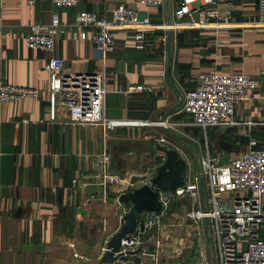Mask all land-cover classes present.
Segmentation results:
<instances>
[{
  "label": "crops",
  "instance_id": "1",
  "mask_svg": "<svg viewBox=\"0 0 264 264\" xmlns=\"http://www.w3.org/2000/svg\"><path fill=\"white\" fill-rule=\"evenodd\" d=\"M217 1L219 13H229L245 27L184 29L187 45L177 46L176 38L171 40L167 73L166 45L164 53L160 41L167 31L148 34L156 44L145 51L133 49L130 32H118L114 51L103 59L89 41L91 32L86 30L87 38L81 40L73 22L83 12L109 19L112 9L125 5L139 18L161 26L177 22L174 0H165L162 8H144L137 0H79L73 8H54L51 0H35L31 6L28 0H0V81L42 91L47 84L44 64L55 56L64 61L65 73L105 71L106 118L169 126L190 123L182 112L183 102L174 107L201 76L241 74L260 83L250 99L237 106L233 125L218 129L237 147L223 154L233 157L250 138L264 146V17L261 21L258 0ZM53 13L63 29L56 35L54 52L28 49L24 44L28 28L49 26ZM177 65L188 69L179 71ZM132 86L151 92L124 93ZM197 129L123 127L105 136L101 127L68 123L63 112L52 121L44 98L0 103V264H98L123 208H116L113 193L103 199L102 189L92 184V158L105 151L111 171L134 180L148 163L160 162L164 149L154 138L166 136L192 153L191 146L201 143ZM203 141L207 143L205 135ZM124 260L139 262L132 254Z\"/></svg>",
  "mask_w": 264,
  "mask_h": 264
},
{
  "label": "built area",
  "instance_id": "2",
  "mask_svg": "<svg viewBox=\"0 0 264 264\" xmlns=\"http://www.w3.org/2000/svg\"><path fill=\"white\" fill-rule=\"evenodd\" d=\"M35 0H28L33 5ZM79 0H51L54 8H73ZM144 8H162L165 0H137ZM260 20L264 17V0H258ZM173 16L177 22L153 25L149 18H139L135 10L125 5L111 10L110 18L99 17L91 12L77 14L73 27L78 28L80 39L87 38L104 59L114 51V36L118 32H130L132 47L145 51L155 46L154 39L148 34L154 31H171L173 40L184 29L220 30L244 28L229 13L221 14L217 0H174ZM194 17L198 18L194 22ZM2 23L0 21V30ZM63 30L58 15L52 14L51 24L47 27L30 26L24 39L30 50L53 53L56 35ZM87 30V31H86ZM165 53L166 37L160 38ZM64 61L51 56L44 64L47 84L44 90L13 86L0 81V103H13L24 99L35 102L43 98L48 102L50 119L54 121L58 112H63L68 123L101 127L105 136L108 132L123 127H175L192 126L204 132L208 128L226 129L233 125L232 118L238 105L250 99L259 87V80L245 75H221L211 72L200 77L197 85L184 93L182 112L191 119L189 124L178 122L167 126L156 121H121L106 118L104 105L106 98V73L104 70L93 74H69L63 72ZM264 75V74H263ZM164 77V73L161 74ZM151 92L143 86L129 87L124 93ZM25 123V122H24ZM27 123V122H26ZM156 145L164 150L175 151L186 170L184 188L175 194L157 190L152 184L156 169L165 161L148 163L143 170L131 177L121 178L111 171V158L104 151L92 158V184L99 186L105 199L108 193L115 195L116 208H123L118 215L117 232L123 224V216L128 206L118 203L121 194L142 186L157 191L161 212L159 215L143 212L132 234L123 238L116 259L111 264H125L124 258L130 254L138 257V264H264V146L253 138L247 146L233 157L223 153H211L207 143L199 153L188 152L183 145L166 136L154 138ZM198 161L199 172L196 171ZM204 180V199L199 193V175ZM76 181L72 182L75 186ZM187 199L177 212H170L171 205ZM170 217L178 229L190 228L196 261L184 259L162 260L157 253L147 255L145 249L147 236L159 230L163 221ZM207 221V233L205 224ZM206 236L210 238L209 245ZM107 243V242H106ZM156 241V247H159ZM106 248L101 249V254ZM73 256L78 258V254ZM81 258V257H79ZM85 260V258H81ZM87 260V259H86Z\"/></svg>",
  "mask_w": 264,
  "mask_h": 264
},
{
  "label": "water",
  "instance_id": "3",
  "mask_svg": "<svg viewBox=\"0 0 264 264\" xmlns=\"http://www.w3.org/2000/svg\"><path fill=\"white\" fill-rule=\"evenodd\" d=\"M172 38L173 33L171 31H167V73L170 67V44ZM182 102L183 96H180L179 102L174 108L178 107ZM183 146L185 149L187 148V146L184 144ZM163 153L165 154V161L156 169V174L152 178L151 182L157 190L164 192L169 191L171 194H175L176 191L182 190L184 188V175L186 166L184 161L181 160L175 151L164 150ZM195 162L196 171L199 172L197 159ZM198 178L200 198L203 200L205 195L204 180L201 174L198 176ZM118 203L123 206H128L129 211L123 216V224L120 229L115 232V234H113V236H111L107 241L105 246L106 251L100 256L98 264H111L116 259L114 254L119 252L121 240L134 232L141 213L146 212L159 215L162 207L161 203L159 202L158 192L152 191L147 186H142L130 192L121 194L118 198ZM204 224L205 232L207 233L208 222L205 221ZM206 243L208 245L210 243V238L208 236H206Z\"/></svg>",
  "mask_w": 264,
  "mask_h": 264
},
{
  "label": "rangeland",
  "instance_id": "4",
  "mask_svg": "<svg viewBox=\"0 0 264 264\" xmlns=\"http://www.w3.org/2000/svg\"><path fill=\"white\" fill-rule=\"evenodd\" d=\"M218 131L219 130L213 131L214 134L216 133L215 135L217 138L221 135V133ZM201 132L204 135V132L202 130ZM210 147V151H212V153H223L217 150L218 146L216 147L215 144L211 145ZM191 150L197 153L202 152L204 150V143H195L191 146ZM235 152L237 153V151ZM186 202L187 199H182L174 202L170 207V212L179 211L180 207L186 204ZM156 241H159V247H156ZM145 251L147 255L157 253L162 260L184 259L190 262L196 261L191 229L175 228L170 217L166 218L163 221L162 226L159 230L153 233H149V235L147 236V244Z\"/></svg>",
  "mask_w": 264,
  "mask_h": 264
},
{
  "label": "trees",
  "instance_id": "5",
  "mask_svg": "<svg viewBox=\"0 0 264 264\" xmlns=\"http://www.w3.org/2000/svg\"><path fill=\"white\" fill-rule=\"evenodd\" d=\"M185 33V32H184ZM183 32H181L180 34L176 35V45L177 46H186L187 44L184 43V34ZM176 68L179 70V71H185L188 69V66H185V65H177ZM218 129H215V128H208L206 129V132H205V137H206V142H207V145H208V148L210 150V146L211 145H216L217 147V150L220 151V152H225V153H228L230 152V150H233V149H236L237 147L236 146H233L231 143V141L229 140L228 136L226 134H222L221 132V135L220 137H216V133L214 134L213 131H216ZM198 132V134L200 135L199 138H200V141L204 143L203 141V134L201 132V129H197L196 130ZM220 132V131H218ZM219 134V133H218ZM212 152V151H211Z\"/></svg>",
  "mask_w": 264,
  "mask_h": 264
}]
</instances>
